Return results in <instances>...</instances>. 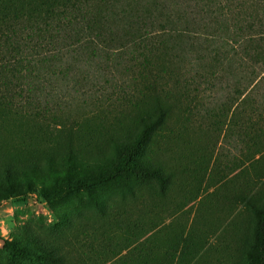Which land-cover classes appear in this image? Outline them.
<instances>
[{
	"label": "trees",
	"instance_id": "16d2710c",
	"mask_svg": "<svg viewBox=\"0 0 264 264\" xmlns=\"http://www.w3.org/2000/svg\"><path fill=\"white\" fill-rule=\"evenodd\" d=\"M222 1L0 0V109L66 133L59 169L74 191L134 197V186L168 190L178 173L165 161L142 163L146 144L164 151L157 139L176 138V120L184 136L205 120L225 124L240 157L226 168L242 167L238 197L256 219L248 264H264V0ZM109 107L125 108L139 132L110 157L88 160L79 126ZM6 166L11 193L38 172ZM4 247L14 260L32 254L15 241ZM44 249L41 264L60 263Z\"/></svg>",
	"mask_w": 264,
	"mask_h": 264
},
{
	"label": "rangeland",
	"instance_id": "374dc122",
	"mask_svg": "<svg viewBox=\"0 0 264 264\" xmlns=\"http://www.w3.org/2000/svg\"><path fill=\"white\" fill-rule=\"evenodd\" d=\"M104 109L78 129V147L88 160L110 157L140 129L126 119L125 108ZM175 123L176 138L157 139L164 151L148 143L140 157L144 164L160 160L176 168L173 185L165 191L134 186L136 198L100 187L74 191L59 169L66 133L0 109V197H7L0 199V264H41L43 246L61 256L59 264H248L256 219L238 197L246 178L242 167L226 168L240 158L226 125L205 120L184 136L178 135L182 122ZM49 156L57 171H50ZM7 164L38 172L15 181L11 193ZM257 189L263 204L264 184ZM4 241L32 254L11 259Z\"/></svg>",
	"mask_w": 264,
	"mask_h": 264
}]
</instances>
